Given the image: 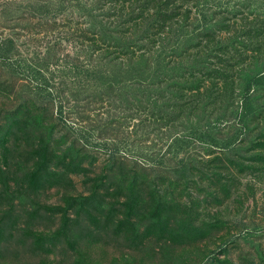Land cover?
<instances>
[{"label": "rangeland", "instance_id": "rangeland-1", "mask_svg": "<svg viewBox=\"0 0 264 264\" xmlns=\"http://www.w3.org/2000/svg\"><path fill=\"white\" fill-rule=\"evenodd\" d=\"M0 264H264V0H0Z\"/></svg>", "mask_w": 264, "mask_h": 264}]
</instances>
